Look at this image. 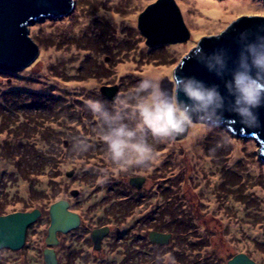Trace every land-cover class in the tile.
<instances>
[{
  "label": "rangeland",
  "instance_id": "obj_1",
  "mask_svg": "<svg viewBox=\"0 0 264 264\" xmlns=\"http://www.w3.org/2000/svg\"><path fill=\"white\" fill-rule=\"evenodd\" d=\"M154 1L75 0L72 12L30 24L40 52L32 63L0 69V205L9 213L42 211L27 227L20 249H0V264H45L48 207L58 198L69 199L85 217L100 211L85 209L86 201L104 191L96 185L102 179L91 182L84 175L85 168H93L76 147L81 137L94 151L105 145L89 126L97 125L87 100L105 96L112 99L106 106L114 107L145 76L161 77L162 86L170 87L166 75L204 36L237 21L240 6L251 2L264 10V0H174L189 37L148 46L137 17ZM86 65L80 78L77 71ZM107 82L114 86H101ZM154 144L147 187L152 199L169 198L168 223L176 238L164 261L198 264L196 258H210L226 264L231 254L243 251L264 264V158L257 140L222 124L196 122L183 139ZM195 238L201 242L197 254L186 246ZM64 247L60 264L67 260Z\"/></svg>",
  "mask_w": 264,
  "mask_h": 264
},
{
  "label": "clouds",
  "instance_id": "obj_2",
  "mask_svg": "<svg viewBox=\"0 0 264 264\" xmlns=\"http://www.w3.org/2000/svg\"><path fill=\"white\" fill-rule=\"evenodd\" d=\"M221 35L223 32L215 38ZM247 35L240 34V40L245 42L235 67L230 70V79L224 80V87L233 97L231 110L240 116L242 123L253 125L256 123L254 110L264 105V36L247 41ZM191 59L202 63L219 78L229 72L225 49L206 53L197 43L177 68L166 75L170 87L162 86L161 77L145 76L130 90L127 100H117L111 110L100 99L86 101L99 124V139L106 144L110 159L119 170L155 163L157 154L149 143V136L163 142L185 134L196 122L201 125L220 122L225 97L219 86L179 74L184 63ZM76 147L87 151L91 145L87 138L81 137Z\"/></svg>",
  "mask_w": 264,
  "mask_h": 264
},
{
  "label": "water",
  "instance_id": "obj_3",
  "mask_svg": "<svg viewBox=\"0 0 264 264\" xmlns=\"http://www.w3.org/2000/svg\"><path fill=\"white\" fill-rule=\"evenodd\" d=\"M74 1L0 0V69L13 70L32 63L40 52L30 24L72 12ZM137 28L145 37V43L148 46L185 41L189 37V31L174 0H156L148 4L138 14ZM222 32L223 35L219 39L215 38L217 34L207 35L200 40L199 44L206 53H211L218 48L226 50L229 72H226L223 78L217 77L196 59L186 61L179 74L194 76L208 85H218L221 94L225 97L224 108L220 113L221 120L218 124L228 126L233 133L251 136L257 140L260 144V156L264 158V105L254 110L255 124L242 123L240 116L231 110L233 97L224 87V80L230 79V70L235 67L242 43L245 42L240 40V34L247 33V41L255 40L258 35L264 36V10L251 7V2L240 6L237 21ZM183 98L181 94V99ZM187 133L188 131L173 140L183 139ZM48 214L46 245L57 242V232L65 233L79 223L78 214L68 209L66 199H59L50 204ZM39 216L38 208L0 215V249H20L25 242L27 227ZM97 232H101V229L93 231V238L98 236ZM169 237V233L151 232L149 234V238L154 242H166ZM43 260L45 264L57 263L52 246L44 248ZM227 264H255V261L244 253H237L227 261Z\"/></svg>",
  "mask_w": 264,
  "mask_h": 264
},
{
  "label": "flooded vegetation",
  "instance_id": "obj_4",
  "mask_svg": "<svg viewBox=\"0 0 264 264\" xmlns=\"http://www.w3.org/2000/svg\"><path fill=\"white\" fill-rule=\"evenodd\" d=\"M101 86L112 87L114 83L111 84L107 82L101 84ZM115 90H117V86ZM95 95L97 96V94ZM104 97L103 99H99L105 100L107 105H109L112 99ZM113 101L115 102V100ZM108 108L110 110L112 109L109 106ZM84 112H82L83 115H87V113ZM93 125L94 122H91L89 126L94 130H98L97 134H99L98 122L96 121L97 126L94 125L95 128H93ZM153 140L154 139L149 136V143L158 145V141L155 140V142H153ZM98 151H94V149L89 147L87 151H82L81 155L83 161H85V163H90L93 168H85L84 174L89 177V180L91 179V182L106 177V179L96 184L104 193L102 195L93 196L86 201V203L89 202L90 204L85 206L86 210L99 208L98 210L100 211L93 216L85 217L81 211L72 208L69 199H66L68 201V209L78 214L79 223L75 228L65 233L57 232V242L55 244L46 245L45 235L44 248L52 246L56 254V264L61 263L59 248L62 246H66L64 247V253L67 257V260H65L66 264L77 263V261L73 259H79L80 264H167L163 257L166 256L169 249L168 247H170L171 243L175 245L174 239L176 240L175 231L172 230L173 226L168 223V218L171 214V212H168L169 198L159 195L152 199L154 195H152L150 189L147 187L150 181L145 173L147 166H133L127 171H121L118 166L111 161L106 144L101 145ZM141 172L143 174H141ZM95 188L94 186V189ZM159 189L165 190L162 187H159ZM71 192L74 198L78 196L75 190ZM59 199L65 198H58L57 200ZM171 202L173 203L172 200ZM1 207L2 205H0V215L9 213L3 211ZM137 209L138 211L142 209V211L138 212V215ZM40 217H42L41 210L40 216L36 221ZM139 219H143V221L139 222ZM178 222L182 221L180 220ZM123 224L128 225L120 230ZM97 229H101V232H97L96 235L98 236L93 238L92 233ZM176 229L181 228L177 227ZM151 232L169 233L170 237L166 242H154L149 238ZM64 237H66V239H63ZM64 240H66V242H64ZM193 241H195V243H193L192 246L190 242L186 244V246L189 249L197 251V254L200 251L201 242L196 238ZM76 246H83L84 248H75ZM237 253H244L253 259V257L248 255L249 253L247 254V252L240 251L231 254L226 259L225 263L227 264V261ZM195 260H197V263L198 261L199 263L208 261L206 264H217L216 260L213 262L210 258L205 260H203V258H196ZM179 263L180 262H178V264ZM255 264H257L256 261Z\"/></svg>",
  "mask_w": 264,
  "mask_h": 264
},
{
  "label": "trees",
  "instance_id": "obj_5",
  "mask_svg": "<svg viewBox=\"0 0 264 264\" xmlns=\"http://www.w3.org/2000/svg\"><path fill=\"white\" fill-rule=\"evenodd\" d=\"M95 64H96V63H95ZM87 66H88V65H86L84 69H81L80 71H77V75H79L80 78H81V77H82V78L85 77V75H84V73H83L82 71H83V70H86V67H87ZM90 67L92 68V70H93V69H96V70H99V69H100V68H98L97 66L93 67V66L90 65ZM102 68H103V67H101V69H102ZM103 72H104V71H102V73H103ZM95 73H96V72H95ZM95 73H94V74H95ZM82 74H83V75H82ZM91 74H92V73H91ZM88 75H89V74H88ZM88 75H87V76H88ZM101 100H102V99H101ZM102 101H103V100H102ZM103 102L106 103V101H103ZM106 105H107V104H106ZM107 107H108V106H107ZM109 107H110V106H109ZM110 108H113V107H110Z\"/></svg>",
  "mask_w": 264,
  "mask_h": 264
}]
</instances>
